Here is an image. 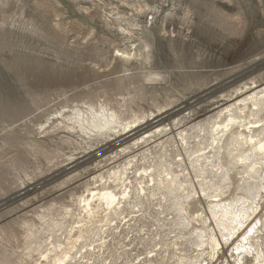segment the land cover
Listing matches in <instances>:
<instances>
[{
  "label": "rangeland",
  "instance_id": "374dc122",
  "mask_svg": "<svg viewBox=\"0 0 264 264\" xmlns=\"http://www.w3.org/2000/svg\"><path fill=\"white\" fill-rule=\"evenodd\" d=\"M257 79L264 82V0H0V264H49L41 254L50 246L48 214L61 216L106 159L152 129L148 119L164 117L159 127L183 115L202 120ZM90 104L94 114L116 116L101 130L67 125L74 109L77 117ZM176 104L180 112L168 117ZM237 176L224 180L226 202L241 204L228 221V231L237 230L225 240L216 231L214 258L200 239L205 234L192 228L208 208L196 194L182 212L192 218L177 226L179 234L189 232L185 251L174 232L160 230L156 239L167 254L150 264L264 259V177L245 185ZM141 241L136 252L143 258L149 248Z\"/></svg>",
  "mask_w": 264,
  "mask_h": 264
},
{
  "label": "bare ground",
  "instance_id": "6f19581e",
  "mask_svg": "<svg viewBox=\"0 0 264 264\" xmlns=\"http://www.w3.org/2000/svg\"><path fill=\"white\" fill-rule=\"evenodd\" d=\"M120 56L127 58L130 55L123 51ZM225 98H228V101L223 102L225 107L219 109L223 104L216 107L217 111L202 120L195 121L193 117L183 115L179 119L175 118L176 123L170 124L171 126L159 127V122L164 117L148 119L147 121H151L150 125L155 124L152 126L153 130L143 132L144 135H141L139 139L136 138L133 144L125 146L119 153L106 159L107 167L98 168V173L90 176L82 184L83 192L72 198L73 204L70 207L66 206L61 216L60 214H55V216H52L53 213L48 214L49 219L44 222H47L46 226L52 231L47 232L51 236L48 242L50 246L41 253L44 254L43 258L47 263L150 264L151 261L158 260L160 262L167 254L162 247L166 244L156 239L160 230H168V233L174 232L173 237L176 239L173 241L179 245L177 248L185 251L183 237L189 232L179 234L183 226H177L181 222L188 223L192 218L191 214L184 215L185 213L182 212H188L184 204L189 198L194 199L196 194L208 199L205 200L208 208L201 210V213L197 212V216L195 211L196 217L194 216L193 220L198 225L194 224L192 228L196 232L199 231L198 233L205 234L200 239H204L209 246L208 259L214 258L218 253L217 249L221 247L216 231L221 233L223 240L225 237L228 239L233 233L235 235L237 229L234 226L232 231H228L231 226L228 221L234 220L232 215H237L242 211L241 204L237 200L230 199L226 202L228 199L224 194L229 189L225 181H230L238 175L239 180L246 185L251 184L250 182L254 179L260 181L264 177V82H259L257 79L251 83H244ZM228 102L230 103L226 104ZM179 105L176 104L177 108L167 116L178 114L182 107H178ZM91 109L96 112L95 107L90 104L86 107L84 114L77 117L73 116L74 109L72 116L68 118L70 123L67 125L71 128L77 125L84 129L82 127H85L84 123H86L87 129L93 126L101 130L106 128L108 126L106 124H109L116 116L115 112L101 114V111L99 114H94ZM77 113H79L78 109ZM122 127L124 130L125 127ZM130 128L135 130L137 127L133 124ZM139 148L142 149L136 152ZM121 154L124 156L121 157ZM244 187L240 185L239 188L242 190H239L243 191ZM239 193L243 197L244 193L242 195L241 192ZM208 221L214 224L210 230L207 225ZM153 230L155 232L151 234ZM224 231H227V234H224ZM139 232L143 235L139 236ZM56 233L64 235L63 239L56 238L54 235ZM41 238L43 239L44 236ZM141 239L149 248V255L143 258L139 257L140 252H136L137 247L140 248L142 243ZM238 256L239 254L237 258ZM256 257L253 256L255 259ZM239 260L241 261L240 258ZM263 260L260 259L257 262L256 259L255 262L264 264ZM208 262L198 263L208 264ZM235 264L239 263L235 262Z\"/></svg>",
  "mask_w": 264,
  "mask_h": 264
}]
</instances>
